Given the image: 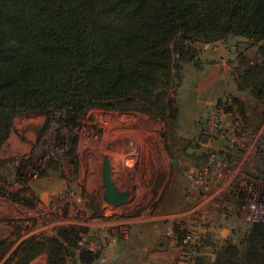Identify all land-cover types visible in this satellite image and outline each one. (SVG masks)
<instances>
[{
	"label": "rangeland",
	"instance_id": "obj_1",
	"mask_svg": "<svg viewBox=\"0 0 264 264\" xmlns=\"http://www.w3.org/2000/svg\"><path fill=\"white\" fill-rule=\"evenodd\" d=\"M247 45L205 44L199 65L184 68L175 90L177 156L167 150L164 119L146 113L89 110L77 162L67 129L39 135L43 113L16 117L0 153V185L30 186L39 204L0 195V244L9 246L0 264L18 249L20 264H50L49 252L58 249L52 239L63 245L64 264L232 263L233 246L240 252V238L264 223L248 208L264 189V96L253 97L234 80L241 60L255 56ZM105 170L112 187L104 184ZM38 241H47L45 250L34 247ZM70 251L98 257L79 263Z\"/></svg>",
	"mask_w": 264,
	"mask_h": 264
},
{
	"label": "trees",
	"instance_id": "obj_2",
	"mask_svg": "<svg viewBox=\"0 0 264 264\" xmlns=\"http://www.w3.org/2000/svg\"><path fill=\"white\" fill-rule=\"evenodd\" d=\"M223 39L243 40L255 52L241 60L234 80L263 97L264 0H0V153L14 119L40 112L39 135L67 129L77 162L78 131L94 108L163 118L167 150L179 153L175 90L186 65H199L201 47ZM20 173L16 167L17 180ZM0 195L31 208L39 204L30 186L9 191L0 185ZM240 239L245 248L237 254L233 246L230 264H264V223ZM52 241L58 249L49 260L62 264L63 245ZM47 244L34 247L43 251ZM8 251L0 244V262ZM20 251L5 264H20Z\"/></svg>",
	"mask_w": 264,
	"mask_h": 264
},
{
	"label": "built area",
	"instance_id": "obj_3",
	"mask_svg": "<svg viewBox=\"0 0 264 264\" xmlns=\"http://www.w3.org/2000/svg\"><path fill=\"white\" fill-rule=\"evenodd\" d=\"M252 199L248 203V208L253 214V220H264V189L259 193H254Z\"/></svg>",
	"mask_w": 264,
	"mask_h": 264
},
{
	"label": "flooded vegetation",
	"instance_id": "obj_4",
	"mask_svg": "<svg viewBox=\"0 0 264 264\" xmlns=\"http://www.w3.org/2000/svg\"><path fill=\"white\" fill-rule=\"evenodd\" d=\"M190 152V151H189ZM171 156H177L178 155V153L177 154H170ZM174 163H177V162H174ZM105 179V178H104ZM104 184H105V180H104ZM70 254L71 255H77L78 256V262L79 263H81V262H85V263H91L94 259H95V257H98L97 255V253L96 252H93V251H89V252H85L84 254H82V253H78V254H75V252L74 251H70ZM50 264H51V262H50ZM62 264H64V259H63V262H62Z\"/></svg>",
	"mask_w": 264,
	"mask_h": 264
},
{
	"label": "water",
	"instance_id": "obj_5",
	"mask_svg": "<svg viewBox=\"0 0 264 264\" xmlns=\"http://www.w3.org/2000/svg\"><path fill=\"white\" fill-rule=\"evenodd\" d=\"M173 162H177V160H174ZM104 180H105V185H107L108 187H112V183H111V180H110V175L108 173L107 170H105L104 172ZM120 195V194H118Z\"/></svg>",
	"mask_w": 264,
	"mask_h": 264
}]
</instances>
